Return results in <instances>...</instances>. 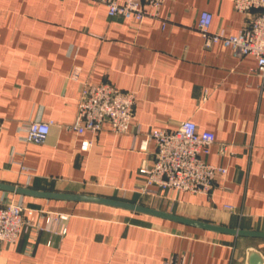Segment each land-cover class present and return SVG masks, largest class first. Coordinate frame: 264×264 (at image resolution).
Listing matches in <instances>:
<instances>
[{
    "label": "crops",
    "instance_id": "obj_1",
    "mask_svg": "<svg viewBox=\"0 0 264 264\" xmlns=\"http://www.w3.org/2000/svg\"><path fill=\"white\" fill-rule=\"evenodd\" d=\"M202 12L213 15L212 32L238 34L246 22L232 0H167L159 18L141 23L110 17L95 0H0V184L118 199L264 231L263 78L254 56L237 58L222 44L205 47L197 29ZM84 84L135 94L129 132L115 133L108 124L98 134L69 130ZM34 121L53 122L43 144L26 140L25 127ZM185 121L214 133L204 158L227 173L216 177L211 196L157 188L140 193L147 178L140 170L156 160V145L141 150L142 141ZM13 198L41 226L47 215L68 216L67 233L25 231L16 243L0 245V264H246L249 249L264 254L260 238L0 190V199Z\"/></svg>",
    "mask_w": 264,
    "mask_h": 264
},
{
    "label": "built area",
    "instance_id": "obj_2",
    "mask_svg": "<svg viewBox=\"0 0 264 264\" xmlns=\"http://www.w3.org/2000/svg\"><path fill=\"white\" fill-rule=\"evenodd\" d=\"M107 6L110 17H120L141 23L145 18H159L162 6L167 0H95ZM234 9L245 15L246 22L238 34H227L225 30L211 31L213 15L202 12L197 29L204 39L205 47L222 44L230 48L237 58L254 56L257 72L263 78L264 88V0H232ZM79 69L72 77L78 79ZM135 94L120 90L110 84H84L81 90L78 115L69 130L83 134L89 131L98 134L108 124L115 133H127L134 119ZM52 121H34L26 125V140L43 144L50 134ZM5 122L0 117V137ZM214 133L200 131L192 121L181 123L174 131L154 130L141 143V150H147L152 142L156 145L155 164L140 170L146 183L139 188L142 194H154L152 188L170 190L175 193L203 194L211 196L218 175L227 170L207 163L205 156L215 143ZM89 142L82 144L84 151ZM224 152L226 148L223 146ZM235 212V207L226 206ZM22 200L0 199V245L16 243L21 234L28 230L36 233L48 231L66 235L68 216L47 215L45 225L35 223L24 214ZM51 244V243H49ZM171 264V263H168ZM183 264V263H182Z\"/></svg>",
    "mask_w": 264,
    "mask_h": 264
},
{
    "label": "water",
    "instance_id": "obj_3",
    "mask_svg": "<svg viewBox=\"0 0 264 264\" xmlns=\"http://www.w3.org/2000/svg\"><path fill=\"white\" fill-rule=\"evenodd\" d=\"M0 190L17 193L19 195L41 197V198H46V199H58V200L103 204V205L131 210V211H136V212H140L144 214L154 215V216H158V217L165 218V219L174 220V221H177L183 224L195 226L198 228H202V229H206V230H210V231H214L218 233L229 234V235L239 236V237L264 239V231H250V230L233 229V228L215 226V225L203 223V222L192 220V219L178 217V216H175L169 213H164L161 211H157L155 209H151L148 207H144L141 205L129 203V202L118 200V199H109V198H103V197L84 196V195L40 192V191L31 190V189L18 188V187H14L10 185H5V184H0ZM246 264H264V254L255 248L249 249L247 252V263Z\"/></svg>",
    "mask_w": 264,
    "mask_h": 264
}]
</instances>
